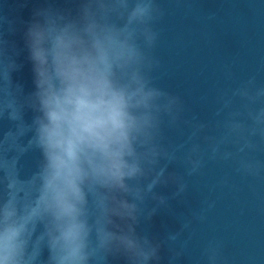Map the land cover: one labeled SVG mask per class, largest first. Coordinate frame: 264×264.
Here are the masks:
<instances>
[{
    "label": "clouds",
    "instance_id": "clouds-1",
    "mask_svg": "<svg viewBox=\"0 0 264 264\" xmlns=\"http://www.w3.org/2000/svg\"><path fill=\"white\" fill-rule=\"evenodd\" d=\"M164 15L158 0H77L74 14L50 6L33 12L24 41L35 86L26 104L34 116L25 124L14 101L7 111L39 160L29 178L6 173L2 181L0 264H106L110 256L158 262L160 243L138 235L136 225L149 196L167 206L153 191L157 185L171 179L174 197L188 190L184 176L165 177L160 166L177 162L184 145L166 143L165 130L181 124L191 129L187 177L200 174L207 157L264 180V160L256 156L264 150V83L252 75L218 91L214 135L205 134L207 124L184 120L182 98L153 75L160 67L155 25ZM222 249L209 242L202 252L207 264H227ZM181 256L173 249L169 264Z\"/></svg>",
    "mask_w": 264,
    "mask_h": 264
},
{
    "label": "water",
    "instance_id": "water-1",
    "mask_svg": "<svg viewBox=\"0 0 264 264\" xmlns=\"http://www.w3.org/2000/svg\"><path fill=\"white\" fill-rule=\"evenodd\" d=\"M165 15L155 28L159 40L155 55L160 67L153 73L159 87L179 95L184 102L183 119L208 125L214 135L219 90L238 86L255 75L264 83V0H158ZM230 70L232 76H225ZM191 129L181 124L166 129V143L184 145L174 163L161 161L165 177L184 176L188 190L174 197L176 185L171 179L153 191L167 200V206L149 196L136 225L140 236L159 242V261L169 264L173 249L182 251L175 264H207L202 255L209 242L223 245L227 264H264V180L245 178L232 162H213L205 157L201 173L185 175V144ZM202 142V141H201ZM206 147V146H205ZM264 160V150L256 154ZM228 180L223 186L222 181ZM150 182L142 181V185ZM214 207L208 209V204ZM156 209L148 218V213ZM203 215L201 222L194 218ZM191 222L183 229V223ZM181 235L173 242L172 234ZM124 264H127L124 259Z\"/></svg>",
    "mask_w": 264,
    "mask_h": 264
}]
</instances>
